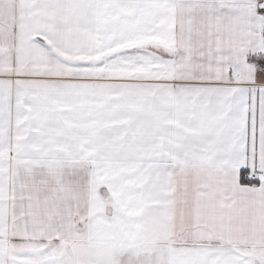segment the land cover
<instances>
[{"label":"crops","instance_id":"0c3cea01","mask_svg":"<svg viewBox=\"0 0 264 264\" xmlns=\"http://www.w3.org/2000/svg\"><path fill=\"white\" fill-rule=\"evenodd\" d=\"M262 4L0 0V264H264Z\"/></svg>","mask_w":264,"mask_h":264},{"label":"trees","instance_id":"16d2710c","mask_svg":"<svg viewBox=\"0 0 264 264\" xmlns=\"http://www.w3.org/2000/svg\"><path fill=\"white\" fill-rule=\"evenodd\" d=\"M242 179H243V180H242V181H243V185H248V184H249V185H252V184H253V183H247V182L245 181V175L243 176Z\"/></svg>","mask_w":264,"mask_h":264},{"label":"water","instance_id":"95a60500","mask_svg":"<svg viewBox=\"0 0 264 264\" xmlns=\"http://www.w3.org/2000/svg\"><path fill=\"white\" fill-rule=\"evenodd\" d=\"M260 9H262V10L264 11V4H262V5L260 6ZM263 32H264V28H263Z\"/></svg>","mask_w":264,"mask_h":264}]
</instances>
